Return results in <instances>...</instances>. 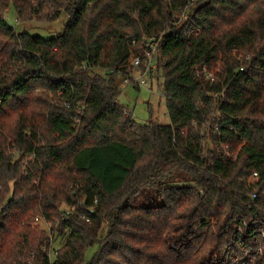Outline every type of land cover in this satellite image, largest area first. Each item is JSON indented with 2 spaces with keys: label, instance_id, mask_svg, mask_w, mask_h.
I'll return each instance as SVG.
<instances>
[{
  "label": "trees",
  "instance_id": "1",
  "mask_svg": "<svg viewBox=\"0 0 264 264\" xmlns=\"http://www.w3.org/2000/svg\"><path fill=\"white\" fill-rule=\"evenodd\" d=\"M149 39L168 126L118 103ZM263 232L264 0H0V264H258Z\"/></svg>",
  "mask_w": 264,
  "mask_h": 264
},
{
  "label": "rangeland",
  "instance_id": "2",
  "mask_svg": "<svg viewBox=\"0 0 264 264\" xmlns=\"http://www.w3.org/2000/svg\"><path fill=\"white\" fill-rule=\"evenodd\" d=\"M47 11L48 13H51V11L49 10ZM8 12H9L8 15H6L8 22L13 24L15 22V14L13 12V9L10 7ZM43 13L48 14L47 12H42L41 14L36 15V17H34L32 21H30L29 23L17 25L15 26V28L18 30L25 29L31 36L34 37L37 36L43 40L51 39L57 36L58 34H60L63 29L62 26L66 20V17L62 15L59 19L49 23V22H45L44 17L46 16V14ZM41 16L43 17L42 18L43 22L38 21V18ZM143 54L145 58L147 55L153 58V62L150 66L149 72L146 74L145 77H143L144 69L149 68V66L147 65L148 61L144 64V66H142L143 71L138 68L133 69L131 74L132 79L129 81V84L122 83L120 86L119 91L121 94L118 98V103L120 106H122L124 109H127V111L130 112L132 120L137 125L147 124V123H158L160 125L168 126L169 120L166 113L163 92L161 91L162 79H160L159 73L158 75L156 74V71L158 69L156 50L153 56L151 55V52L149 53L144 50H143ZM142 77L144 79H147L148 85L145 87L139 86L137 90L135 89L136 87L135 81L140 82V79ZM205 132L206 130L204 131V133ZM38 226L41 228L40 224ZM58 243L59 242L56 240L54 235V242H53L54 248L56 249L59 248L60 245ZM95 250L96 247L89 250L86 253L85 258L86 259L90 258V256H92V253Z\"/></svg>",
  "mask_w": 264,
  "mask_h": 264
},
{
  "label": "built area",
  "instance_id": "3",
  "mask_svg": "<svg viewBox=\"0 0 264 264\" xmlns=\"http://www.w3.org/2000/svg\"><path fill=\"white\" fill-rule=\"evenodd\" d=\"M147 42H148V47L151 48V55L153 56V54L155 53V50H156V47L157 46H156V44H153L152 45L151 44L152 43V40H150V39ZM146 59H148V64L147 65L149 66V68L148 69L147 68L144 69L143 77H145L146 74L149 72L150 66H151V64L153 62V58L149 57L148 55L146 56ZM245 60L248 61L249 59L246 58ZM132 65H133V67L135 69L139 68V66L141 65L140 59L135 58L133 60V62H132ZM155 65H156V62H155ZM203 74L205 75V78L210 79L211 81H214L215 80L214 75H212L210 73H207L205 70L203 71ZM143 77L140 79V82H136L135 81L136 85L138 84L139 86H143V87H145V86L148 85L147 79H144ZM125 83H129V82L128 81H125ZM216 132H217V129L215 130L214 133H216ZM256 178H257V174H253L251 176L250 180L251 181H255ZM68 215H69V212L68 211L67 212L61 211L60 214H59L58 220L57 219H53L52 221H45L43 219H38L37 218L34 221V227L40 228L38 226L40 224L41 225V228L40 229L44 230L45 233H46V235H47V237H48L49 244H50V246L52 248V250L49 251V254H48L49 257L53 256L56 253L55 251L53 252V248H54V244H53V242H54V232L53 231L57 228L58 221H60V220H67ZM248 225L251 228H255L256 226H258V222L252 221ZM262 239H263V243L262 244H258V246L253 251L254 252V255L257 256V257L258 256L259 257H263L264 256V245H263L264 244V232L262 233ZM245 255H246V258H247L248 255L247 254H245ZM251 258L248 259V262H251V260L254 257L252 259ZM258 264H264V263L263 262H258Z\"/></svg>",
  "mask_w": 264,
  "mask_h": 264
}]
</instances>
